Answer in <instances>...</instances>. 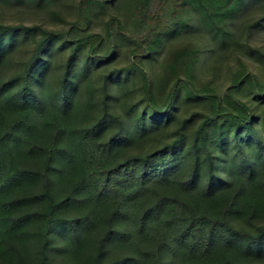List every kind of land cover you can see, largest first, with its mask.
Wrapping results in <instances>:
<instances>
[{
	"label": "trees",
	"instance_id": "trees-1",
	"mask_svg": "<svg viewBox=\"0 0 264 264\" xmlns=\"http://www.w3.org/2000/svg\"><path fill=\"white\" fill-rule=\"evenodd\" d=\"M0 264H264V0H0Z\"/></svg>",
	"mask_w": 264,
	"mask_h": 264
},
{
	"label": "rangeland",
	"instance_id": "rangeland-1",
	"mask_svg": "<svg viewBox=\"0 0 264 264\" xmlns=\"http://www.w3.org/2000/svg\"><path fill=\"white\" fill-rule=\"evenodd\" d=\"M221 81L224 83L226 82V75L225 74H223Z\"/></svg>",
	"mask_w": 264,
	"mask_h": 264
}]
</instances>
